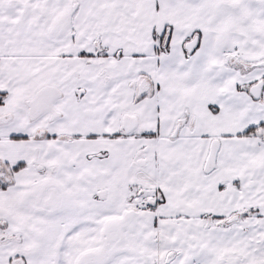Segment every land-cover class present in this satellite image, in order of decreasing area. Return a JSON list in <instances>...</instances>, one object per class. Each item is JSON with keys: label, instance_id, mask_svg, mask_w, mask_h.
<instances>
[{"label": "snow or ice", "instance_id": "obj_1", "mask_svg": "<svg viewBox=\"0 0 264 264\" xmlns=\"http://www.w3.org/2000/svg\"><path fill=\"white\" fill-rule=\"evenodd\" d=\"M0 264H264V0H0Z\"/></svg>", "mask_w": 264, "mask_h": 264}]
</instances>
